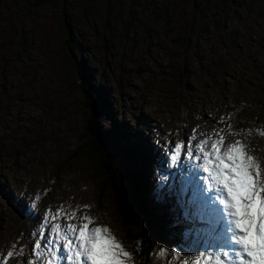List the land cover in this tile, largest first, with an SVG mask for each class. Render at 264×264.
<instances>
[{
  "label": "rangeland",
  "instance_id": "1",
  "mask_svg": "<svg viewBox=\"0 0 264 264\" xmlns=\"http://www.w3.org/2000/svg\"><path fill=\"white\" fill-rule=\"evenodd\" d=\"M27 2L45 5L32 15L39 22L33 39L26 33L32 20L25 19L24 33L23 24L6 25L14 1L1 0L0 33L4 31L6 38L10 31L9 35L17 38V48L13 40L8 53L19 58L15 68L0 58V260L13 244L23 248V257L16 256L8 264L30 259L28 244L34 243L30 235L37 221L24 211L21 194L25 204L29 196L39 194L42 209L90 206L89 215L111 229L137 257L135 264H165L164 258H157V250L178 244L179 237L172 240V235L159 236L148 228L150 235L141 223L123 229L122 221L127 219L115 204L118 198L113 186L85 146L87 113L81 75L92 73L98 85L104 84L113 119L122 123L118 131L121 139L111 136V165L125 172L138 169L132 174L138 177L137 182L148 169L153 177L159 160L150 146L156 140L164 143L168 138L174 144L187 140L193 129L197 139H203L201 133L224 128L217 121L230 114L233 129L264 131V0ZM64 15L71 32L77 34L76 54L65 48ZM191 21L195 29L187 40L180 28ZM212 24L219 28L218 35ZM16 28L21 32L15 34ZM209 28L212 38L202 36L201 31ZM25 43L28 46L23 50ZM72 60L81 62L82 71ZM4 72L10 79L4 78ZM28 73H39L37 86L31 87L32 80L23 79ZM16 79L22 80L19 85H15ZM4 91L10 93L3 97ZM20 97L25 100L14 101ZM103 117L100 127L107 129L112 121L108 114ZM221 134L226 142L243 140L249 154L264 167V136ZM131 148L144 152L136 167L124 154ZM154 178L143 176L147 183L145 189L142 185L141 204L163 216L153 200ZM137 235L138 253L127 243L128 237L136 240Z\"/></svg>",
  "mask_w": 264,
  "mask_h": 264
},
{
  "label": "snow or ice",
  "instance_id": "2",
  "mask_svg": "<svg viewBox=\"0 0 264 264\" xmlns=\"http://www.w3.org/2000/svg\"><path fill=\"white\" fill-rule=\"evenodd\" d=\"M231 118L221 117L217 125L225 127L201 133L203 139L193 129L187 140L173 144L165 138L150 146L159 160L153 200L168 233L180 240L157 250L165 264H264V167L243 140L226 142L221 134L264 136V131L235 130ZM23 195L24 211L37 226L28 244L30 259L22 264H135L137 257L111 229L89 215L90 206L60 205L53 211L41 208L39 194L26 204ZM132 246L140 251L138 241ZM16 256L23 257V248L13 244L0 264Z\"/></svg>",
  "mask_w": 264,
  "mask_h": 264
},
{
  "label": "trees",
  "instance_id": "3",
  "mask_svg": "<svg viewBox=\"0 0 264 264\" xmlns=\"http://www.w3.org/2000/svg\"><path fill=\"white\" fill-rule=\"evenodd\" d=\"M14 1V9L9 10V14L8 16L11 17V20L6 22V25L9 26H15L17 24H23V33L26 32V24L27 22L24 24L22 22V19L25 20L27 18V20H32L33 25L32 27L28 30V32H26L27 34H30V38H35L37 36V32H38V28L37 25L39 24V22L33 18L32 15L35 14V10H41L45 7L44 6H36V5H29L28 4V0H12V2ZM219 1H223V0H219ZM26 3V4H25ZM25 4V6H24ZM21 6H24V8H21ZM240 6V5H239ZM3 7V6H2ZM16 9V10H15ZM0 10H1V0H0ZM66 12V11H65ZM22 19H21V17ZM220 19V17H218ZM228 15H226V17H224L223 19H227ZM21 20V22H18V20ZM221 20V19H220ZM224 20V22H226ZM36 21V22H34ZM64 28L65 31L67 32L66 35L68 34L66 40H65V45H66V49L69 50L70 52H72L73 54H76L78 51L75 50L76 48V35L77 34H73L71 32L70 29V24H69V20L68 18L64 15ZM225 25V23H224ZM212 28L213 30H215V34L218 35L219 33V28L217 26H215V24H212ZM191 29H195L194 25H193V21L190 22V24L187 25H182V27L180 28V30L182 32H185L187 34V40H189L192 36ZM209 30L204 31V29L201 31V35L205 36L207 35L208 38H212L211 33H209ZM17 32H21L19 31L17 28L14 31V33L16 34ZM7 36L6 38H4V31L2 33H0L1 36H3L1 38V41H3V43L0 44V58L4 59L6 58L8 61H11L12 65H17L16 63V59L19 58L16 55H9L8 50L11 47L12 44V40H14V38L12 37V35L10 34V31L6 33ZM215 37V35L213 36ZM9 38V39H8ZM5 39V41H4ZM7 42V44H6ZM10 43V44H9ZM14 43L16 45L17 48V44H18V40L17 38H15ZM28 46L27 43H25L22 48L23 50L25 49V47ZM35 46V44L33 45ZM25 53V52H24ZM4 55V56H3ZM75 56V55H74ZM15 58V59H14ZM0 61H2L0 59ZM75 61V64L77 65L76 68L79 71L81 70V62H77L76 60H72ZM14 63V64H13ZM74 64V63H73ZM74 64V65H75ZM27 65V64H25ZM23 70H25V67L22 65ZM185 68H187V66L185 65ZM4 78L7 79L10 77L4 72ZM29 78V79H28ZM39 73H28L26 76H23V79L26 81H31L29 83V86L31 87H35L38 85V83L41 81V79H39ZM28 79V80H27ZM16 82L15 85H19L18 83H20V79H16L13 80ZM81 87H82V92L84 95V101H85V109H86V113H87V126H86V130L87 132L85 133V136L87 138V142L85 144L86 147H88L91 151H92V157L95 158V160L98 161L99 165H100V171L102 172V175L106 178V182H110L113 186V191L116 194V197L118 198L117 201H115L116 206L119 208L120 210V214L123 217H126L127 221L124 220L122 221V227L125 230H130L132 229L131 227H136L139 223H141V226H143V229L145 230L146 233L150 234V231L148 228L150 229H154V233L156 235L159 236H163V234L170 235L168 233V230L166 228V223L164 220V216H159L156 212L154 213L152 210L148 209L145 204H141L143 203L142 199H141V193H142V189L144 187V189L146 188V183H143V176L146 177H150L151 180L154 178V176L152 177L150 174L149 169L147 170V168H145V170H147L146 174H143L141 177L142 179H139V181L137 182V178L138 177H134L132 176V174L138 169L134 168L131 169L129 171L126 172L125 171H120L117 166H112L111 164V159H113L110 155V151H109V145L111 142V136L115 137V140L118 141L121 139V137L118 134V131L122 128L120 125L122 124L121 121H116L115 119H113V117L115 118V115L112 114V102L110 103L109 98H107L103 92H106V94L109 96L106 87L104 86V84L102 85H98L96 83V81L92 78V73H89V77L87 73H84V75H81ZM4 86V83L2 84ZM14 85V86H15ZM8 90V89H5ZM8 92V94L10 93V91H4V93L2 92V96H6V93ZM59 96H62L61 91L58 92ZM110 97V96H109ZM250 98V97H248ZM112 99V98H111ZM232 99V96H229V100ZM1 100V98H0ZM3 100V99H2ZM19 100H25L23 99V97L20 98H16L14 99V101H19ZM106 114L109 115L108 120L111 122V125H109V128L107 129H103L100 127V124L103 122L102 118H104L103 116H105ZM228 114V113H227ZM128 140L125 138V141ZM144 141L145 137L143 138ZM81 148V147H80ZM1 154V153H0ZM124 154H127L126 156V161L131 160V163L133 162V165L136 167L139 165L138 163V156L139 157H144V152H138L135 149L131 148L130 150L124 151ZM131 155H133V159L131 158ZM132 165V164H131ZM143 173V169L141 170V174ZM114 175H116L117 180L115 179ZM111 179V180H110ZM142 182L143 184H139V182ZM147 181V180H146ZM143 185V187H142ZM8 188V186H6ZM9 191V190H8ZM9 202H12L11 199ZM13 203V202H12ZM13 205V204H12ZM131 219H134L135 222H132ZM150 225V226H149ZM178 230V229H177ZM163 233V234H162ZM172 240L176 239L174 236H169ZM139 240V236L137 235L136 240L129 238L127 239V243L129 246H132V242L133 241H138ZM133 247V246H132ZM149 251L146 250V253ZM143 258H146V254L143 256Z\"/></svg>",
  "mask_w": 264,
  "mask_h": 264
},
{
  "label": "bare ground",
  "instance_id": "4",
  "mask_svg": "<svg viewBox=\"0 0 264 264\" xmlns=\"http://www.w3.org/2000/svg\"><path fill=\"white\" fill-rule=\"evenodd\" d=\"M24 21H26L27 22V20H24ZM34 22H36V21H34ZM9 39V38H8ZM4 41H5V39H4ZM13 41V40H12ZM3 42V41H2ZM14 43V42H13ZM6 44H7V42H6ZM10 44V43H9ZM14 46V45H13ZM6 59V58H5ZM15 59V58H14ZM12 61V60H11ZM11 61H8V60H5V64H9ZM14 61V60H13ZM12 61V62H13ZM14 64V63H13ZM15 67H17L16 65H14V68ZM7 68V67H6ZM34 69V68H33ZM20 70H22V69H20ZM36 70V69H35ZM8 72H9V69H8ZM20 72V71H19ZM22 73V72H21ZM23 74H24V72H23ZM15 76V75H14ZM5 77V76H4ZM7 79V78H6ZM0 96H1V94H0ZM4 97V96H3ZM35 99V98H34ZM3 102V101H2ZM28 104V103H27ZM158 160V159H157ZM152 165V164H151ZM155 177V176H154ZM1 194V193H0Z\"/></svg>",
  "mask_w": 264,
  "mask_h": 264
}]
</instances>
